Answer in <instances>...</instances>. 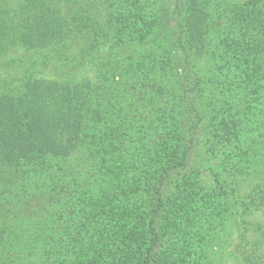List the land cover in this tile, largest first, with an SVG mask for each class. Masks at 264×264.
I'll use <instances>...</instances> for the list:
<instances>
[{"label":"trees","instance_id":"obj_1","mask_svg":"<svg viewBox=\"0 0 264 264\" xmlns=\"http://www.w3.org/2000/svg\"><path fill=\"white\" fill-rule=\"evenodd\" d=\"M169 1L24 0L16 24L0 5V57L108 50L88 76L1 80L0 264H208L230 196L264 234L243 218L264 200V0H173L165 46Z\"/></svg>","mask_w":264,"mask_h":264},{"label":"rangeland","instance_id":"obj_2","mask_svg":"<svg viewBox=\"0 0 264 264\" xmlns=\"http://www.w3.org/2000/svg\"><path fill=\"white\" fill-rule=\"evenodd\" d=\"M231 1L244 2V0ZM173 2V0L166 2L157 11L158 27L155 41L163 43L165 46L171 45V41H174L175 37L173 16L171 15ZM23 3L24 0H0V5L5 13V20L13 24L19 23V16H21L19 10ZM106 49H103L101 54H87L83 58V47L78 42H69L59 47L34 52L27 51L26 53L21 48L13 46L0 57V91L5 89L1 80H10L12 77L19 78L23 74L24 67L33 74L32 78L44 80L88 76L91 74L92 63L96 61L97 56L106 54L108 52ZM176 49L177 47H173L175 53L177 52ZM23 55L25 58L22 57ZM21 59L28 60L25 66L19 65ZM41 61L43 65L39 67ZM201 174L204 187L206 189L213 188V180L207 171H203ZM228 180L229 177L227 176L226 181L229 182ZM241 187V197L246 196L250 187H247V184H243ZM223 202L222 212L226 211L228 215L221 214L220 216H227L231 221H228L224 227L221 226L212 232L210 245L203 253V257L207 259L208 264H264V258H260V255L264 256V234L251 229L244 233L241 227L237 225V220L241 218L238 200L236 201L230 196L227 201ZM263 203L264 200L261 199V196L258 197L253 215L243 218L264 226V205L260 206Z\"/></svg>","mask_w":264,"mask_h":264}]
</instances>
